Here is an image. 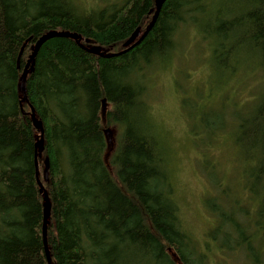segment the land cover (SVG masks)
Masks as SVG:
<instances>
[{
	"label": "trees",
	"instance_id": "16d2710c",
	"mask_svg": "<svg viewBox=\"0 0 264 264\" xmlns=\"http://www.w3.org/2000/svg\"><path fill=\"white\" fill-rule=\"evenodd\" d=\"M202 1L167 0L138 46L105 58L86 49L121 53L151 24L156 0H120L94 12H82L73 0H0V264H48L37 170L52 205L53 264H206L181 222L168 148L145 100L144 73L155 61L169 63L176 33L189 25L204 40L214 38L221 76L237 72L242 47L264 73V0H243L238 11L222 8L207 21L196 16L205 13ZM53 31L81 35L83 47L67 38L46 42L27 78L25 102L21 77L35 43ZM33 109L45 130L37 163L41 135ZM235 118L249 204L237 200L223 209L209 200L218 224L208 244L264 264V91ZM109 128L120 133L114 150Z\"/></svg>",
	"mask_w": 264,
	"mask_h": 264
},
{
	"label": "rangeland",
	"instance_id": "374dc122",
	"mask_svg": "<svg viewBox=\"0 0 264 264\" xmlns=\"http://www.w3.org/2000/svg\"><path fill=\"white\" fill-rule=\"evenodd\" d=\"M73 1L82 12H94L120 0ZM240 2L243 0H203L205 13L196 16L207 21L222 8L238 11ZM199 33L192 25L182 26L175 35L169 63L163 67L155 61L147 67L145 100L168 148L182 225L198 250L206 254V264H252L241 254L223 251L213 243L210 247L209 234L218 223L208 201L214 200L223 209L227 205L235 207L232 202L237 200L249 204L247 166L235 145V115L245 113L260 98L264 73L257 59L247 57L242 47L237 72L221 76L213 56L214 38L206 41ZM220 125L223 128L218 130ZM109 130L114 150L120 133L117 128Z\"/></svg>",
	"mask_w": 264,
	"mask_h": 264
},
{
	"label": "water",
	"instance_id": "95a60500",
	"mask_svg": "<svg viewBox=\"0 0 264 264\" xmlns=\"http://www.w3.org/2000/svg\"><path fill=\"white\" fill-rule=\"evenodd\" d=\"M167 0H156V11L154 13L153 19L151 24L147 27L146 31L142 34V31L140 29H138L131 37L130 39H128L123 47L125 50H123L121 53L119 54H114V55H104L102 53V51L98 48H93V49H86L87 51H89L92 54L98 55L100 57H105V58H111L113 56H120L130 50H132L133 48H135L136 46H138L149 34V32L154 28L157 19L161 13V10L163 8V5L166 3ZM54 38H67V39H72L76 42H78L81 45V41L83 40V37L79 34L76 33H71V32H57V31H53L50 32L48 34H45L44 36H42L34 45V49H33V53L30 56L28 63L26 65L24 74L21 77L20 80V93L23 96V100L26 102L27 101V78L30 74V72L34 71V67L36 64V58L38 56V53L40 51V49L42 48V46L54 39ZM88 44H91V41H87ZM27 43L24 45V47L21 50L20 56H19V60L22 57L23 53L25 52ZM82 46V45H81ZM83 47V46H82ZM107 109V100H103V110L104 112ZM31 118L34 124V127L36 128V130L40 133V140L38 141V143L36 144V163L38 161V158L42 156V154L45 151V130H44V126L43 123L41 121H39L37 119L35 110H32L31 113ZM106 136L108 139V143L109 146H112L113 143V139H112V134L111 131L109 129L106 130ZM46 169H45V181L47 182L49 180V168H50V161L49 159H46ZM38 166V165H37ZM37 178H38V182L41 188V193L44 196V223H43V239H44V245H45V253H46V257H47V261L48 264H53L52 262V258H51V254H50V250H49V246H48V225H49V220L51 217V211H52V205H51V201L49 198V195L47 193V191L44 189V186L42 185V183L39 181V173L37 170Z\"/></svg>",
	"mask_w": 264,
	"mask_h": 264
},
{
	"label": "bare ground",
	"instance_id": "6f19581e",
	"mask_svg": "<svg viewBox=\"0 0 264 264\" xmlns=\"http://www.w3.org/2000/svg\"><path fill=\"white\" fill-rule=\"evenodd\" d=\"M46 163V162H45Z\"/></svg>",
	"mask_w": 264,
	"mask_h": 264
}]
</instances>
